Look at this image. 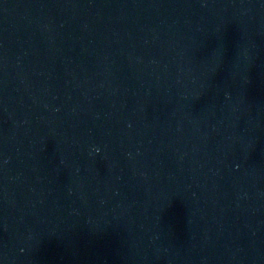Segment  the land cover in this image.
<instances>
[{"label":"water","instance_id":"95a60500","mask_svg":"<svg viewBox=\"0 0 264 264\" xmlns=\"http://www.w3.org/2000/svg\"><path fill=\"white\" fill-rule=\"evenodd\" d=\"M58 0H0V167L41 41Z\"/></svg>","mask_w":264,"mask_h":264}]
</instances>
